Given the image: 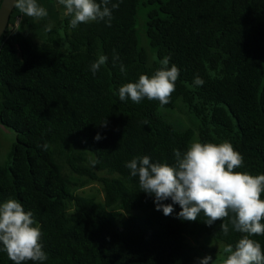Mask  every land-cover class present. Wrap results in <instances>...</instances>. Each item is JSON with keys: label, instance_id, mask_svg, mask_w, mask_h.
I'll return each instance as SVG.
<instances>
[{"label": "trees", "instance_id": "obj_1", "mask_svg": "<svg viewBox=\"0 0 264 264\" xmlns=\"http://www.w3.org/2000/svg\"><path fill=\"white\" fill-rule=\"evenodd\" d=\"M112 2L119 7L110 26L71 28L58 0H37L48 12L41 19L14 9L0 38V125L17 142L0 164V204L16 199L41 228L47 259L27 264H199L202 253L234 248L244 234L230 218L211 226L203 213L182 220L178 204L165 216L126 164L149 156L174 166V150L227 141L244 158L236 171L264 174V0ZM140 8L147 9L145 33L156 60L140 45ZM101 54L108 60L93 75ZM165 56L180 70L168 104L119 99V87L151 76ZM178 101L194 125L168 118ZM95 182L101 204L80 193ZM134 211L141 214L117 220ZM221 223H229L228 235ZM250 238L264 251V235ZM0 264L14 262L0 250Z\"/></svg>", "mask_w": 264, "mask_h": 264}, {"label": "clouds", "instance_id": "obj_2", "mask_svg": "<svg viewBox=\"0 0 264 264\" xmlns=\"http://www.w3.org/2000/svg\"><path fill=\"white\" fill-rule=\"evenodd\" d=\"M64 7V15L71 17L70 27L90 22H105L111 25L112 12L119 7V2L112 0H58ZM14 8L22 14L35 19L47 17V10L37 0H11ZM111 5V6H109ZM108 60L106 55H99L91 64L95 75ZM119 60L113 56V63ZM170 57L160 60V67L151 76L142 74L136 82H128L119 87L121 101L131 99L140 103L147 98L159 101L161 105L170 102L175 91V83L180 70L172 64ZM121 73L126 71L120 65ZM204 81L196 77L194 84L203 85ZM143 123L147 124L145 120ZM101 125L106 126V121ZM96 140L101 139L99 135ZM45 149L47 145L43 146ZM175 165L153 163L149 156L136 157L127 162L126 167L133 177H138L139 187L148 195H154L156 210H162L165 216L173 213V204H178L181 211L178 218L196 221L203 213L209 226L216 221L229 219L232 228L244 234L236 243L224 247L226 258L222 264H264V251L261 244L251 239L252 236L264 235V174L251 175L238 172L243 166V156L234 149L230 142L201 143L193 142L184 153L174 150ZM171 200V204L162 203ZM231 214V217H230ZM224 235L229 233V223H221ZM41 228L34 220L31 211H25L21 202L8 199L0 204V250L4 251L14 264H27L28 261L43 262L47 259L42 250ZM199 264H214L212 256L200 259Z\"/></svg>", "mask_w": 264, "mask_h": 264}, {"label": "rangeland", "instance_id": "obj_3", "mask_svg": "<svg viewBox=\"0 0 264 264\" xmlns=\"http://www.w3.org/2000/svg\"><path fill=\"white\" fill-rule=\"evenodd\" d=\"M146 16H147V9L140 8L138 11V19H137V30H138V37L140 41V45L145 48L149 54L151 55V60H156V57L151 52V47L148 44V39L145 33L146 29ZM187 109L184 106V104L181 101H178L175 110L173 112H168L167 116L174 124H178L182 127H187L190 125H194L192 121L186 116ZM195 141V140H194ZM17 142V134L10 129H7L6 127H3L0 125V164L4 163L7 157V152L10 150L11 146ZM83 190V191H82ZM81 192L82 195L88 196V197H98V201H95L97 204H101V201H103L104 194L102 191L101 183L95 182L92 183L84 188H82ZM100 200V201H99ZM141 213L138 211H134L131 214H121L119 217H117V220H125L128 217H138ZM215 246V245H214ZM223 246L226 245L221 244ZM210 247H213L211 245ZM221 247H218V249ZM213 249V248H212ZM223 249L220 254L215 255L214 253H202L201 257L205 256H212L214 257V264H222L223 259L226 258V255L223 252Z\"/></svg>", "mask_w": 264, "mask_h": 264}, {"label": "water", "instance_id": "obj_4", "mask_svg": "<svg viewBox=\"0 0 264 264\" xmlns=\"http://www.w3.org/2000/svg\"><path fill=\"white\" fill-rule=\"evenodd\" d=\"M11 0H2L0 6V38L5 34L14 11Z\"/></svg>", "mask_w": 264, "mask_h": 264}]
</instances>
